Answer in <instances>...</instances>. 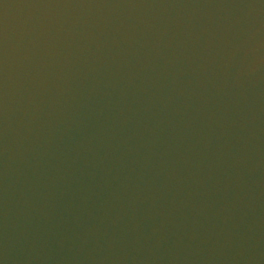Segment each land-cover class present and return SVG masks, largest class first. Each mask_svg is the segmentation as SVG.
<instances>
[{"label":"water","instance_id":"water-1","mask_svg":"<svg viewBox=\"0 0 264 264\" xmlns=\"http://www.w3.org/2000/svg\"><path fill=\"white\" fill-rule=\"evenodd\" d=\"M0 264H264V0H0Z\"/></svg>","mask_w":264,"mask_h":264}]
</instances>
